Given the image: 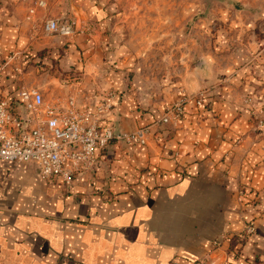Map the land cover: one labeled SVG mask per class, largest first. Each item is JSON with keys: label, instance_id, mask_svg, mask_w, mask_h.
I'll list each match as a JSON object with an SVG mask.
<instances>
[{"label": "crops", "instance_id": "crops-1", "mask_svg": "<svg viewBox=\"0 0 264 264\" xmlns=\"http://www.w3.org/2000/svg\"><path fill=\"white\" fill-rule=\"evenodd\" d=\"M63 1L46 0L33 20L26 17L34 0L0 1V98L16 103L25 86L52 101L69 93L95 112L114 93L102 124L123 132L150 127V134L146 144L113 141L98 150L94 168L69 186L44 180L27 163H0V264H189L206 255H219L221 264H264V214L241 211L236 199L240 188L264 192V133L234 100L250 88L217 87L222 60L212 61V84L184 77L189 84L171 91L134 86L107 66L69 92L43 84L38 53L55 52L62 41L42 30L41 17L61 18L55 6L63 9ZM75 8L70 18L79 31ZM198 93L204 102H188L179 126H156L176 100ZM251 222L257 233L239 238Z\"/></svg>", "mask_w": 264, "mask_h": 264}, {"label": "rangeland", "instance_id": "rangeland-1", "mask_svg": "<svg viewBox=\"0 0 264 264\" xmlns=\"http://www.w3.org/2000/svg\"><path fill=\"white\" fill-rule=\"evenodd\" d=\"M63 2L65 5L60 4L63 9L55 6V11H60L62 17H59L69 19L71 4L75 5L81 30L71 39L58 37L62 43L55 49L56 57L48 55L46 63L36 73L37 76L43 74V84L50 87L61 84L69 92L68 86L79 81L84 74L90 76L92 73L98 78L107 66L110 72L126 73L134 86L153 85L152 88L157 90L171 91L185 87L184 77L200 79L205 85L212 84L214 79L210 77L216 74L212 61L222 60L223 63L217 66L220 83L216 84L217 87L250 88L234 100L243 103L254 131L264 133V91L258 93V89L264 88V0ZM71 42L74 48L70 50L66 43ZM106 60L111 62L106 63ZM89 85L88 82L87 87ZM192 96L176 100L174 104L180 102L185 106L188 102L197 103V99L204 102L201 93ZM185 114L184 109L176 123L155 124L177 127ZM262 198L264 192L256 193L245 188L236 193L241 211L253 206L264 214ZM248 225L250 223L239 238L257 233L256 225L254 232H247ZM211 260L216 264L223 263L219 255H214Z\"/></svg>", "mask_w": 264, "mask_h": 264}, {"label": "built area", "instance_id": "built-area-1", "mask_svg": "<svg viewBox=\"0 0 264 264\" xmlns=\"http://www.w3.org/2000/svg\"><path fill=\"white\" fill-rule=\"evenodd\" d=\"M46 4V0H34L26 18L33 20ZM40 27L46 34L68 39L78 32L75 18L45 16ZM114 99V93H109L96 111L91 112L86 107L80 109L78 99L73 95L65 102L52 101L38 88L22 86L16 103L0 98V163H27L35 166L44 180L60 181L69 186L78 175L94 168L97 151L105 149L111 142L146 144L150 127L123 132L102 124ZM197 103L202 104L200 99ZM183 112V103H176L166 109L157 123H176ZM247 229L249 233L254 232L255 224L250 223ZM213 245L217 247L220 241L214 240ZM210 256L189 264H216Z\"/></svg>", "mask_w": 264, "mask_h": 264}, {"label": "trees", "instance_id": "trees-1", "mask_svg": "<svg viewBox=\"0 0 264 264\" xmlns=\"http://www.w3.org/2000/svg\"><path fill=\"white\" fill-rule=\"evenodd\" d=\"M53 54H56V51L54 52V49H45V50L39 52L38 55H40L39 57H41V58L38 61H36L35 64L38 66L44 65L46 63L45 58L48 55H49V57H51Z\"/></svg>", "mask_w": 264, "mask_h": 264}]
</instances>
